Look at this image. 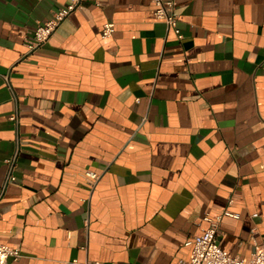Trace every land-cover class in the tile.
<instances>
[{
  "label": "crops",
  "instance_id": "obj_1",
  "mask_svg": "<svg viewBox=\"0 0 264 264\" xmlns=\"http://www.w3.org/2000/svg\"><path fill=\"white\" fill-rule=\"evenodd\" d=\"M70 2L0 0V242L22 252L7 264H179L207 214L248 260L264 242V0H177L182 38L152 0H82L31 51Z\"/></svg>",
  "mask_w": 264,
  "mask_h": 264
},
{
  "label": "built area",
  "instance_id": "obj_2",
  "mask_svg": "<svg viewBox=\"0 0 264 264\" xmlns=\"http://www.w3.org/2000/svg\"><path fill=\"white\" fill-rule=\"evenodd\" d=\"M155 4L154 13L157 18L165 20L168 27L174 29L179 38L183 37L181 28L179 27V18L176 12L177 0H152ZM82 0H71L70 3L64 5L54 11L53 15L45 22L40 23L33 33V38L27 40V45L31 51L48 42L57 27L64 19L75 9L81 7ZM116 23L108 21L104 24L102 35L109 37L114 34ZM12 119H17V113L11 116ZM18 149L15 154L10 157L7 162L9 164V180L15 179L13 174ZM89 177L97 181L100 175L92 170L87 171ZM7 184V183H6ZM6 184L0 192V200L3 196ZM225 214L239 216L238 213H232L229 210ZM223 215L211 216L207 214L205 219L210 222V226L201 234L188 239L185 244L191 247V257L189 260L180 259L179 264H264V242L257 245L251 257L246 260L241 257L232 255L222 247L219 243V224ZM22 256L20 248L0 242V264H7L8 261L18 259ZM68 264H107L102 261L72 259Z\"/></svg>",
  "mask_w": 264,
  "mask_h": 264
}]
</instances>
